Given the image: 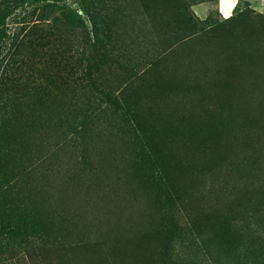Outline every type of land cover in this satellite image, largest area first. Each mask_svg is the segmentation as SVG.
Listing matches in <instances>:
<instances>
[{"label":"rangeland","instance_id":"rangeland-1","mask_svg":"<svg viewBox=\"0 0 264 264\" xmlns=\"http://www.w3.org/2000/svg\"><path fill=\"white\" fill-rule=\"evenodd\" d=\"M94 1L0 0V204L28 211L38 232L15 255L0 247V261L146 262L140 235L156 207L133 172L128 119L139 113L166 125L181 156L180 220L220 208L264 235V0H183L199 21L236 18L232 34L161 42L167 69L151 88L139 81L157 45L151 2ZM97 27L111 50L104 63L88 45ZM12 36L23 41L14 53ZM117 93L119 120L93 111ZM207 123L227 143L219 161L186 140Z\"/></svg>","mask_w":264,"mask_h":264},{"label":"trees","instance_id":"trees-1","mask_svg":"<svg viewBox=\"0 0 264 264\" xmlns=\"http://www.w3.org/2000/svg\"><path fill=\"white\" fill-rule=\"evenodd\" d=\"M149 1L152 4L151 33L157 45L155 53L151 54L148 67L139 72L140 83L148 88L153 87L154 80H158L167 69L166 55L157 51L161 42L169 37H176L177 40L187 43L206 34L227 38L232 34L231 22L236 20L234 17L217 24L207 23L199 21L183 0ZM94 3L100 4L99 0ZM92 24L94 27V22ZM92 32L93 41H89L88 45L95 51L94 58L97 62L104 63L111 53L107 35L98 27L93 28ZM9 38L14 40L12 43V46L15 45L14 53L16 48H21L23 41L16 36ZM5 43L9 44L8 41ZM89 68V65L82 68L85 70L83 76L88 77ZM154 86L157 88L158 85ZM1 90L0 101L3 98ZM102 95L106 101L96 105L93 111L106 112L109 117H116L119 120V93L114 96ZM128 122L136 139L134 176L150 183L156 207L153 229L140 235L141 240L146 241L145 247L148 249L144 264H264L262 230L258 226L251 228L249 222L240 225L238 221L243 218L238 220L220 208H213L204 215L194 214L192 218L180 220L176 207L181 198L182 188L179 185L182 183L180 176L183 170L179 166L181 156L174 152L176 147L174 139L167 131L163 132L166 125L160 122L152 123L144 119L140 113L139 116L131 114ZM80 125L84 128L86 122L83 121ZM180 126H184V123ZM205 126L207 129L203 133L188 132L186 140L189 147L206 150L204 156L208 161H219L227 143H222V132L219 128L213 129L210 123ZM186 127L190 129L191 124L186 123ZM244 220L247 221V217ZM34 227L35 225L29 221L28 211L0 204V247H7L10 254L18 253L16 248H28L35 243L31 239L35 234L36 239L38 237ZM111 249L119 257L118 247L112 246ZM4 263L7 264L0 261V264Z\"/></svg>","mask_w":264,"mask_h":264}]
</instances>
